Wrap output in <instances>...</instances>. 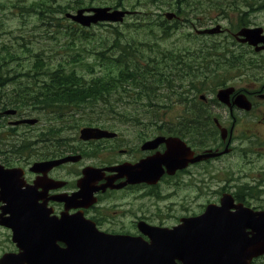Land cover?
<instances>
[{
  "label": "rangeland",
  "instance_id": "rangeland-1",
  "mask_svg": "<svg viewBox=\"0 0 264 264\" xmlns=\"http://www.w3.org/2000/svg\"><path fill=\"white\" fill-rule=\"evenodd\" d=\"M39 5L42 6L41 11L46 12H44L46 17L42 14L39 15ZM94 7L127 10L130 14L119 24L99 23L86 29L87 34L81 36V41L77 37L79 33L76 34L77 43H86L92 48V50L88 48L91 50L90 53L82 52L86 60L93 61L94 59L96 62V53L103 50L104 47L108 48L106 57L113 60L116 52L112 53L111 45L119 37V40L122 38V41H117L119 46H123L126 42L137 46V48H135L136 46L133 48L139 51L141 60L151 57L150 46L153 53L158 54L157 60L149 65L150 68H155V65L159 64V70L151 72L154 79L157 75L171 73L170 79L174 84L169 90H166V84H159L157 96L151 105L143 98L133 102L128 99L129 102L124 101L125 104L123 101L121 103V100H113L112 103H118L119 107L115 106L113 111L110 108L111 105H106L103 102L98 103V106L91 110L84 108L86 110L74 111L67 108L70 110H65L66 115H54L50 109L42 110L27 104V106L20 105L18 110L19 113H23L22 117L37 119L35 124L25 123L31 125L30 127H18L11 138L13 145L18 144L24 148L20 153L21 157L31 150L34 155L32 160H34L40 157V152L44 149L55 150L58 148L66 151L67 147L75 145L86 155L82 160L84 165H100L102 161L97 160V157H101L100 155L106 157L111 154L114 159L118 160L117 152H111L106 150L107 148L99 146H94L91 149H89L91 147L89 145L84 146L83 141L81 142L78 138L79 129L83 127L99 128L104 125L108 127L107 129L118 132L120 136L126 137L128 142L136 145L138 140L136 137L139 138V133L141 136H145L143 132L151 131L158 125L164 123L169 125L176 122L177 118L174 116L186 110L184 90H187V82L194 78L192 75L207 76V85L205 84L207 88L214 87L219 83L228 84L232 81L240 86L256 77L258 80H264V53L255 54L246 46L235 42L231 35L241 25L261 27L264 30V0H188L186 3L178 2V4L173 0H0V64L8 67L14 64L20 65L19 71H24L31 64L33 56L45 47L43 43L47 42V51L48 48H52L50 43L55 48L56 44H62L63 39L66 41L61 25L63 28L66 26L65 23L71 22L68 19L65 22V13H74L80 8ZM178 10L181 12L174 20L167 21L164 17L166 13L172 11L176 13ZM202 14L210 17L205 19V15ZM190 18H192L191 21ZM216 24L221 25L227 32L209 38H201L203 36L195 34V29L210 28ZM57 25L59 26L58 31H56ZM47 26H49L48 30L50 29L53 33L52 39L46 35ZM162 28L167 32H162ZM71 31L72 28L67 27V33ZM200 45L203 48L214 50L212 54L209 53L210 55H207L208 50L204 53L207 60L202 62V69L194 70V74L190 75H185L186 72H190L189 70L174 69L163 72L161 61L165 56L171 57L172 54L184 56V52H186L189 57H192L186 49L195 50ZM57 47L58 54H54L55 57H51L49 62L47 61L48 66H57L59 62L64 65V58L60 55L62 48L61 46ZM9 51L12 58H8L6 55ZM92 52L94 54L91 57ZM223 52L231 54L230 63L235 61L234 56L236 55L245 64L255 62L254 60L260 57L261 65H259V69L256 65L252 69H248V67L246 69L243 67L232 68L228 64L225 66ZM193 57L198 59L199 56L193 55ZM73 65L70 64L68 67ZM73 68L77 74L89 77V73L86 72L82 63L75 64ZM99 68L101 67L97 64L95 72H98ZM114 71L115 68L112 72ZM6 84V86H2L0 93L5 95L8 102L13 105L15 103L14 96L20 99L22 94H18V83L7 82ZM33 86H26V88H31L30 95H32ZM123 96L127 99L125 94ZM222 119L225 120L223 117L219 120ZM171 125L170 127H173ZM49 129L54 131H47ZM1 133L2 128H0V135ZM3 143L1 141L0 144ZM117 146V150L124 147L118 144ZM257 148L259 146H255L254 150ZM261 149L264 150V147ZM243 155V157L234 154L224 156L206 166L194 167L192 168L194 176L188 180L186 177L182 178L177 182V186L165 187L161 185L158 189L142 186L133 190H125L127 192L122 191L109 195L105 199L110 209L102 210L99 214L108 217L109 220H120L123 226L116 224L115 227L118 230L128 229L132 233L134 230H132L130 222L138 218H145L149 224L172 226L178 222L180 217L198 214L203 211L204 205L216 202L220 190L228 188L231 191L236 183L242 184L244 181H247L251 186L249 191L243 194L244 200L251 207L264 209V193L258 195L260 191L264 190V152L263 155H260L245 151ZM80 169L81 165L78 164L65 166L62 171L63 179L72 184ZM203 169H206V174H203ZM256 174L260 176L262 189H258L255 183L245 179ZM242 187V185L239 186V188ZM200 190L202 192H199ZM119 202L123 203V207L118 206ZM14 249L15 245L10 240V232L1 228L0 256L4 252ZM262 264H264V259Z\"/></svg>",
  "mask_w": 264,
  "mask_h": 264
},
{
  "label": "water",
  "instance_id": "water-1",
  "mask_svg": "<svg viewBox=\"0 0 264 264\" xmlns=\"http://www.w3.org/2000/svg\"><path fill=\"white\" fill-rule=\"evenodd\" d=\"M85 12H92L93 15ZM125 14L124 11H110V8H92L66 14V17L83 26H89L100 21L120 22ZM167 17L171 18V15ZM219 31L220 27L216 26L198 33L215 34ZM261 33V28H247L241 29L235 37H244L239 41H247L251 45L262 43V47L256 48L259 50L264 49V35ZM24 122L32 124L35 120ZM79 133L82 140L114 135L93 127H84ZM163 140L154 139L145 143L143 148L152 149ZM168 140L165 142L169 150L163 158L148 157L135 165L106 168L116 172V175L107 179L102 186L92 185L100 170L84 168L83 178L79 182L80 191L59 198L65 202V212L59 219L49 216L50 212L43 207L45 203H38L41 196L34 190L42 186L43 177H38L31 189L22 190V170L4 169L0 165V199L6 202L3 213L0 214V224L12 230V240L19 249L17 254L4 255L0 264H250L254 257L263 255L264 213H252L241 207H236V211L231 213V206L225 201L220 207L209 206L203 215L187 219L171 230L151 229L140 225V231L150 238L148 243L141 238L95 232L80 213H66L70 208L88 206L92 202L90 197L93 193L113 187L111 183L115 179L126 178L125 182L115 186L117 188L126 183L152 184L160 176L161 162L166 167H171V171L182 167L184 159L179 149L181 144L178 145L174 139ZM79 158L67 156L46 163H35L32 170L45 173L53 166L75 162ZM77 198H81V201H77ZM57 242L64 243L65 247H59Z\"/></svg>",
  "mask_w": 264,
  "mask_h": 264
},
{
  "label": "flooded vegetation",
  "instance_id": "flooded-vegetation-1",
  "mask_svg": "<svg viewBox=\"0 0 264 264\" xmlns=\"http://www.w3.org/2000/svg\"><path fill=\"white\" fill-rule=\"evenodd\" d=\"M225 32H227V30ZM233 34L234 32L231 35L233 36ZM238 44L241 46H246L255 54L264 53V50L257 52L256 47L251 46L248 43ZM187 58L188 57L184 56V62ZM259 59L260 57H257L254 60L255 62H250L249 64L244 63L242 66L237 68L243 67L244 69H246L248 67V69H252L256 65L257 69H259V65H261L259 63ZM153 60H157V57H154ZM174 60L175 57L173 56H165L162 59L161 62L163 72H165L166 70H174L176 68ZM39 65L40 64H33L31 62V64L22 72L19 71V69L21 68L20 65L14 64L9 67L0 65V90L2 89V86L7 85V82L18 83L17 85H43L47 82H52V72L58 71L59 74L62 75L61 64L57 66L51 65L52 67L48 66L47 64H42L41 67L43 69L49 68L50 71L47 72L45 70L42 71V73L40 71L32 73L33 68L38 69ZM155 69L156 71L159 70V64H156ZM170 76L171 73H164L155 77L156 80H163L160 81L159 84H167V80L170 79ZM195 79L198 78L195 77ZM207 79L208 78L206 77L202 79L204 80L206 85ZM200 82H195L192 79L187 82L188 86L187 90H184V100L187 103L186 105L190 104V106L187 107L183 113H179L174 116V118L183 119V124L176 125V123L174 122L171 123L173 125L169 124L173 127L158 126L156 128H153L151 131L143 132L145 136H141V133H139V138L136 137V139H138L136 145L128 142V140H126V137L120 136L118 132H115L116 134L113 137H103L95 140L83 142L81 141L84 146H91L89 149L94 146H99L102 148H107L106 150H109L111 152H117L118 154V160L114 159L111 154L106 157L103 155H100L101 157H97V160L100 159L102 163H100V165L98 166L93 167L102 170L99 172V176L101 179L95 184V186H99L105 183L107 177H111L113 175V173L103 170L106 167L121 165L123 163L133 165L152 156L163 158L169 150L166 143H160L157 147L151 150L143 148L144 143L152 141L157 137L173 138L183 143V152L181 155L183 156L184 163L182 167H178L171 172V167H166L165 163L161 162L159 165V172L161 176L154 186H150L144 183L127 184L119 190L106 189L104 192L98 191L96 194H94L95 201L92 205H89L86 208L82 207L77 210H72L70 211L71 213L80 210L85 218L93 222L96 228L100 231L106 233L137 235L136 231L138 230L139 223L142 221L148 223L145 218L133 219L130 222L131 228L132 230H134V232L132 233L128 229L118 230L115 227L116 224L123 226L120 220H115L112 218V220H109L108 217L99 214L102 210L110 209L107 205L108 202L105 199L107 196L122 191L127 192L125 190H133L142 186H145V188L147 187L153 189H158L161 185H164L165 187L177 186V182L181 181L182 178L186 177L188 180L194 176L192 168L203 165L206 166L208 163L215 160H220L224 156L234 154L243 157L245 151L255 152L256 154L263 155L264 150H262L261 148L264 147V80H258L256 77L253 80L247 81L246 84L240 86H238L236 83H233L232 81L228 84L220 83L214 87L212 86L211 88H207L206 85L205 87L199 88L197 83ZM225 88H227L228 90L222 92L220 94V97L217 98V91ZM22 115L23 113H19V110L15 109L12 104L8 102L6 96H3L0 93V128H2L0 143L1 141L4 142L3 144H0V164L5 168L16 167L23 170V179L25 183H23V186L21 187L22 190L28 187L31 189L33 182L37 179V177L43 175V173H41L39 176V174H36L32 171V167L35 163H46L63 158L64 156L68 155L80 156V161H78L77 163H66L59 166H54L50 169H47L44 173V176H42L43 178L47 177L48 179L55 181L59 186L56 189H47L46 191H43L42 200L40 201L41 203L45 202L46 206L52 210L53 214L57 215L63 210L64 204L62 201L53 200V198H57L58 195L62 197L63 194H72L77 192L78 180L82 177L81 169L83 167L91 165H84V162H82V160L86 155L83 154L81 149H77L75 145L67 147L66 151L58 148L55 150L44 149L40 152V157H37L34 160H32L34 155L31 153V150H28V153H24V157H21L22 155L20 153L24 148L18 144H16V146L15 144L13 145L11 143V138L18 127L29 126L28 124H25L27 122L24 121L30 118L22 117ZM221 117L225 118V120H219L221 119ZM117 144L124 147L117 150ZM255 146H259V148L254 150ZM239 147H241L242 149H240ZM36 155L38 156V154ZM77 164L81 165V169L75 176L73 183L70 184L68 181H65L63 179L62 171L65 166ZM202 172L203 174L207 173L206 169H203ZM259 177L260 176L256 174L251 175L245 179L255 183L258 189H262L263 186L261 185V180ZM124 181V178L116 179L113 184L117 185ZM63 182L65 185L61 187L60 183L62 184ZM44 183L46 186V182ZM241 185L243 187L239 188V186ZM250 187L251 186L249 183H247V181H244V183L242 184L236 183L231 191H229L228 188L220 190L218 200L214 203L209 204L219 205L221 204L222 199H226L227 203L233 206L242 205L243 208L250 209L251 211H264L263 208L249 206L248 202L244 200L245 198L243 197V194L247 193ZM41 191V188L35 189V192L37 193ZM235 191L238 192L236 193ZM199 192L202 191L200 190ZM262 193H264V190L263 192L260 191L258 195H261ZM207 205H204L203 210ZM118 206L123 207V203L121 204L119 202ZM234 209L235 208H232L231 210ZM182 217H180L179 220ZM263 259L264 256L254 259L251 264H262Z\"/></svg>",
  "mask_w": 264,
  "mask_h": 264
},
{
  "label": "trees",
  "instance_id": "trees-1",
  "mask_svg": "<svg viewBox=\"0 0 264 264\" xmlns=\"http://www.w3.org/2000/svg\"><path fill=\"white\" fill-rule=\"evenodd\" d=\"M173 1L176 4H178V2L186 3L188 0H173ZM38 7L40 11L42 6L39 5ZM180 12L181 11L178 10L176 14L178 15L180 14ZM202 15H205L204 16L205 19L210 17L209 15L206 16V14H202ZM191 20L192 18H190V21ZM65 25L66 26H63V28L61 25V29H63V36H65L66 41L63 39L62 44L56 45L55 48H53V46L49 44L50 47L52 48H48L47 51L46 49L48 47V44L44 43L45 47L43 49H40V51L38 52L39 54L36 53L33 60V63L40 65L38 66V69L33 68L32 71V73H36L38 71L42 73V71L45 70L49 72L50 71L49 68L43 69L41 65L47 63V61L49 62L51 57H55L54 54H58L56 52V49L58 48L57 46H61L62 50H60V52L62 54L60 55H62V57L64 58L62 75H60L58 71L52 72L51 73L52 82H47L46 84H43V86L40 87H36L34 85L32 88L33 89L32 95H30L31 88L18 87L17 88L19 91L18 94L19 95L22 94V96L20 99L15 100L14 105L22 106L27 104L34 108H38L42 110L50 109L52 112H54L53 113L54 115H58V114L66 115L65 110L67 108L73 109L74 111H79V109H84V108H86L87 110H91L92 108H96V106H98L97 104L100 102H103L106 105H111L110 108L113 111V108L115 106L118 107V103L116 104L112 103L113 100L115 101L121 100L122 103V101L123 102L128 101V99H131L130 102H133L143 98L144 100L148 101L150 105L152 104V101L155 100L154 98H156L157 91L159 90V82L163 80L154 79V75H152L151 72L155 71L156 69L150 68L149 65L151 63L149 62H147V64L145 65L143 63L146 61L145 59H144L145 61L141 62V59L139 57V51L133 48L136 45L134 44L130 45L126 42V44H124L123 46H119L117 41L119 42L122 41V38H120L119 40L118 39L119 37H117L115 43L111 45L112 53L116 52V56L115 58H113V60H109L108 58H106V52L108 50V48L106 47H104L103 50L96 53L97 56L96 62L94 59L93 61H90L88 59L86 60L82 52L87 51V53H90L92 48L86 43L84 44H82L81 42L77 43V39L75 36H77L76 34L79 33V36L77 37L81 41V36L86 35L87 30L78 27L74 23H65ZM48 27L49 26H47L46 35L48 38L51 39L53 38V33L52 31H50V29L48 30ZM58 27L59 26L57 25L56 31H58L59 29ZM67 27H71L72 31L67 33ZM162 30H163L162 32H167V30H164L163 28ZM144 46L146 47L145 44ZM88 48L91 50H89ZM135 48H137V46ZM149 49L151 50L152 48L149 46ZM207 50H208L207 55H210L214 52L213 49L203 48L202 45H200L197 51L193 50L191 52L194 56H199L198 59H196L192 55V57L187 58L185 62L182 56L180 55L176 56L175 54H172V56L175 57L174 60L176 65L175 69H180L181 71L189 70L190 72H186L185 74H191V73L194 74L193 73L194 70L198 71L202 69V65H201L203 64L202 62L207 60L206 55H204V53H206ZM93 54L94 52H92L91 57ZM222 54H224V60H223L224 65L228 64V66L232 68L235 67L233 63H230L232 59L231 54H228L227 52H223ZM191 60L193 62H191ZM235 60H239V57L236 55H235ZM70 61H72V63H69ZM80 63H82L84 69L87 70L86 72H88L91 75L90 77L86 78L85 75L77 74V71L73 68V66L75 64H80ZM59 64L62 65V63L60 62ZM70 64H74V65L69 68L68 65ZM97 64L99 67H102L103 73L100 74L94 73L95 66ZM114 68L115 71L112 72ZM192 77H194V75ZM167 82L168 83L166 90H169L171 89L172 87L171 84L173 82L171 79H168ZM123 94H125L127 99L124 98ZM55 117L57 118V116ZM183 123H184L183 119L179 120L178 122V124H183ZM102 127H107V126L103 125ZM48 131L53 132L54 130L49 129Z\"/></svg>",
  "mask_w": 264,
  "mask_h": 264
}]
</instances>
